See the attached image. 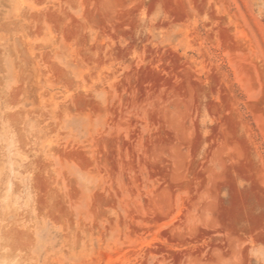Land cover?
I'll use <instances>...</instances> for the list:
<instances>
[{
  "label": "rangeland",
  "instance_id": "obj_1",
  "mask_svg": "<svg viewBox=\"0 0 264 264\" xmlns=\"http://www.w3.org/2000/svg\"><path fill=\"white\" fill-rule=\"evenodd\" d=\"M0 264H264V0H0Z\"/></svg>",
  "mask_w": 264,
  "mask_h": 264
},
{
  "label": "bare ground",
  "instance_id": "obj_2",
  "mask_svg": "<svg viewBox=\"0 0 264 264\" xmlns=\"http://www.w3.org/2000/svg\"><path fill=\"white\" fill-rule=\"evenodd\" d=\"M229 138H230V137H229ZM229 142H230V141H229ZM225 145H226V144H225ZM187 173H188V172H187ZM186 176H187V175H186ZM177 184H178V183H177ZM182 184H183V183H182ZM180 185H181V184H180ZM177 186H178V185H177ZM229 213H231V212L229 211ZM213 215H215V214H213ZM220 215H222V214H220ZM223 215H224V214H223ZM229 215H230V214H229ZM230 216H231V215H230ZM219 217H220V216H219ZM217 219H218V218H217ZM221 220H222V219H221ZM219 221H220V220H219ZM222 221H223V220H222ZM223 222H224V221H223ZM235 223H236V222H235ZM234 225H235V224H234ZM226 226H228V225H226ZM226 228H227V227H226ZM228 229H229V228H228ZM228 229H227V230H228ZM235 230H236V229H235ZM235 230H234V231H235ZM230 232H231V231H230ZM232 234H233V233H232ZM222 254H223V253H222ZM237 263H238V262H237Z\"/></svg>",
  "mask_w": 264,
  "mask_h": 264
}]
</instances>
